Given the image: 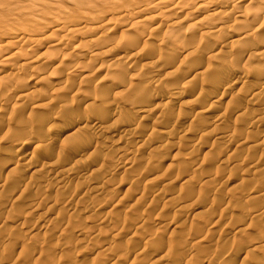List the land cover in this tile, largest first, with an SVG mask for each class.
<instances>
[{
    "label": "rangeland",
    "instance_id": "1",
    "mask_svg": "<svg viewBox=\"0 0 264 264\" xmlns=\"http://www.w3.org/2000/svg\"><path fill=\"white\" fill-rule=\"evenodd\" d=\"M20 1L0 0V22L11 23L15 21L14 19L18 11H21L26 6L34 5V9L41 15L40 17H46V14L53 17L55 15L57 16V13H61V18L63 19L61 21L63 23L74 22L82 13H87L86 15L89 16L92 15L93 19L94 17L96 18L93 21L94 25L88 22L87 26L89 30L92 28L93 32L96 30L97 33L101 32V29L99 30L97 26H99V23L101 24L100 26L103 25V21L107 17L105 14H108L115 8L119 9L125 4V0H92L93 2L91 0H78L79 2L77 0ZM38 1L41 3L39 4ZM81 1H86L91 7L89 5L87 6V4L82 5ZM51 5L52 7H49ZM10 6L14 9L16 7V9L11 15H8L6 12L8 8H11ZM184 6L182 11L171 15L169 18L175 19L179 17L180 19L182 17L184 19L186 18L185 20L189 22L197 21L201 18L200 20H204L205 22H213V18L206 16L207 14L210 15V11L191 13L192 5L186 4ZM102 11L105 17L101 15ZM152 12L149 11L142 15L141 18L146 20L151 18V16L155 15ZM67 14L69 15L68 17ZM98 17L103 18L99 19ZM92 18L91 20H93ZM19 20L22 21L23 18H19L17 21L19 22ZM128 24V21L121 22L116 26V29L114 27L110 34L113 39L128 38L127 36L129 35L131 40V35L132 38L134 37L132 32L125 30ZM160 28L153 33L156 34L153 36L155 37L154 40L151 39L150 41H144V44H140V46H144L145 49L147 48L146 50L149 48V50L144 52V57H139L140 59H136V62L132 61L133 63H131L133 65L131 63L127 64L128 60L126 58L125 60L123 58V60H117L115 62L112 61L110 56L96 61H90L85 57L87 52H83V55L78 58V69L72 73L74 74L73 77L69 76L70 78L67 81L70 80L68 82L71 83V86H74V88L72 87L73 89L79 86L81 88L79 90L80 93L76 95L71 93V91L61 92L58 97H60L61 101L65 98L62 106H60L61 109H58L60 113H57V115H61L57 116V120H53L54 125L57 126L61 125L66 118L67 120L79 118L78 120L81 122L91 120V117L96 118L95 123L98 127L96 125L95 128H86L85 126L87 124H85L77 128L80 129L79 132H76L72 137L75 139H72L73 141H76V138H78L76 143L65 135L62 138L63 135L57 136L55 131H46L47 126L45 127L43 125V127L39 124L40 120H43L46 117L45 115L48 114L50 108L49 101L56 97V93L48 90V85L61 78V74H54L50 70L52 67L49 68L47 66L48 68L45 70V74L43 73L45 82L42 81L37 87L31 89L43 91L41 92L42 97L38 96L35 98V100L40 99L39 102L38 100L35 101L36 106L31 108L28 105L21 113L13 115L14 117H8L6 115L8 111L0 114V185L3 182H7L9 178L16 180L17 184L20 182L18 186L9 184L10 186H5V189H0V225L3 224L2 226L4 228L2 231L3 228L0 226V264H72L74 262L76 264H169L174 259H176L175 264H183L186 258L182 253L186 249L199 251L200 258L196 261L191 260L193 263L186 260L189 264L190 262L191 264H258L257 260L261 259L262 256L264 257V247L254 251L248 250L254 244V241L264 240V210L262 209L264 208V90L263 95L254 96L251 99V94L248 93L256 87L264 86V80L261 79L262 76L256 75L258 73L255 71L257 70L255 68H264V58H252L253 60L248 59L243 60L244 62L241 61L239 64L236 63L238 65L236 67L233 66V68L236 71L241 70L240 72L238 71V74H244L240 79L241 81L239 80L237 85L231 87V90L228 91L229 93L226 92V95L221 96L222 99L219 101V107L217 106L212 112L198 115L197 111L203 108L204 104H201L199 99L196 98V92L203 86H211V82L217 77V74L220 71L228 69L226 67L227 65L222 59L218 62L205 56L197 55L192 66L188 68L181 67L177 75L166 76L164 71L152 69L153 67L151 68L150 63L157 54V50L159 49L158 53H160L163 49L156 45L164 30L163 26ZM51 34L52 36H50ZM263 35L262 32L260 35V38H263L261 42H264ZM48 36L50 38L55 36L52 29H47V31L42 32L43 38H48ZM220 41H222V47H218V50L221 48V56L226 60L228 58L227 55L236 49L235 47L232 48L234 38H231V35L227 34L225 30L221 35ZM77 42L73 41L68 45L69 47L67 46L64 49L65 51L63 50V53L61 52L59 58L52 59L50 65L54 61L61 60V56L66 58V56H71L72 54L73 57L75 52L72 53L71 46ZM250 42L252 41L250 40ZM112 47L110 45L107 49L110 51ZM163 51L169 52L170 50L163 49ZM42 52L44 50L34 49L30 58L33 59L37 57V54L39 55ZM87 54L90 53L88 52ZM19 63L15 62V65L13 64L11 67L6 68L4 73L10 75L12 72L13 74L14 69L17 68ZM111 63L112 65L114 63V65H120L119 67L122 66L125 68L123 69V71H127L125 77L108 72L106 67L107 65H111ZM224 65L226 66L224 67ZM31 67H35V65ZM206 67L209 68L206 71L207 74H205L206 72L204 70ZM138 72H145L149 77L142 80L139 77L140 75L137 74ZM85 75H90L89 80H86L88 77ZM115 77H117V80L121 78V83L119 80H114ZM260 81L263 83L261 84ZM29 82L32 84L31 81ZM125 82H131L132 85L135 84V90L138 91L136 101L125 89L126 87L123 86ZM183 82L187 83L191 92L185 98L180 97L178 93L172 100L167 101L166 103L169 106H167V110L161 112L163 115L161 113L156 115L159 112L153 111L149 117L144 116V120H141L138 116H143V114L137 115L129 108V105L135 101L138 103V106L141 102L142 104L140 105H143L149 111L154 103L151 104L150 99H146V97L149 98L151 94L153 96L158 95V93L159 95L163 94L166 88L172 83L182 90L183 86L181 84ZM178 85L181 86L178 87ZM185 88L187 89V87ZM204 89L207 88L205 87ZM103 93L104 97L102 96ZM97 97L99 99L101 98V101L103 100L102 98L104 100L102 102H95L93 99H97ZM81 101H85L87 104L77 105V102L80 103ZM252 101L258 103V106L261 105V108L258 106L257 108L253 107L252 104L254 102ZM190 102L195 103L196 106L199 103L201 107L199 105L200 108L198 106L194 107ZM99 103L102 105H99ZM110 103L116 104L120 108V113L116 114L109 111ZM181 103L183 105H180ZM252 107L256 111L251 109ZM3 108V111H5L9 106ZM147 110L145 111L147 112ZM257 110L259 111L257 112ZM105 111L109 112L106 113ZM254 112L255 115L253 114ZM131 116L135 120H133L134 124L140 123L138 124L140 128H138V133L133 137V140L131 139V141L129 140L130 142L127 141L125 143L121 138L129 131L127 130L129 125L127 124V118ZM258 119L263 122L259 123ZM16 120L17 122H15ZM252 121H254L253 123L256 121L257 124L255 123L254 125ZM24 122L30 124L29 129H24L20 125ZM91 122L94 121L91 120ZM251 123L252 125H250ZM6 130L9 136L7 132V135L4 134ZM231 130L238 132L236 138L230 135ZM22 132L29 133L28 135H32L35 139L39 136L38 139H41L38 142L27 143L26 147H24V150L28 153L27 157L30 159H28L29 163L27 162L26 164L29 165L26 166L28 169L24 170L22 166H18L19 163L13 160L14 158H11V160L7 156L8 154L14 153L16 146L22 144ZM3 134L6 136H3ZM184 137H186V142L183 139ZM47 139L52 141V146H49L50 148L48 147L42 152L37 147ZM60 140H62V143ZM84 140L88 143V148L86 149H82L81 143ZM78 141L81 143H77ZM258 142L260 144L263 143L259 145ZM75 144L78 145L79 149ZM123 146H126V148L124 147V149ZM115 147L119 148L118 152ZM120 147L125 151H122ZM78 152L80 154L78 155L79 157H74V154ZM188 156L192 160L191 162L187 159L189 158ZM27 157L22 160V163H26ZM185 158L189 160L187 163H185L186 161L184 162ZM56 160L59 162L56 163ZM45 162L51 165L54 164V166L58 164V166H55V169L54 166L51 168V165L48 166L47 164V167L44 165ZM41 163L43 164L41 165ZM32 164H35V169L34 167L33 169H29ZM113 165L116 166L113 167ZM63 169L67 171L66 174L68 176L64 172L62 176L60 175ZM255 169L258 171H255ZM52 170L54 172L56 171L60 178ZM49 178L50 180H48ZM104 178H106V181ZM98 179L100 182L102 180V187L100 186V182L97 181ZM45 180L48 181L47 185L54 181L55 184L58 182L59 184H56L57 187H54L55 184L53 183L49 185L52 187L44 186L46 183ZM170 181H172V184L169 185L171 187L166 186ZM243 181H246L244 185L242 183ZM94 185L96 186V190L91 192L92 189L90 188L91 190H89V187ZM238 185L241 186L239 187ZM164 186H166V189ZM46 187L47 189H45ZM197 191L200 193L197 194ZM249 191L250 194L248 193ZM40 192L41 194H39ZM248 196L250 198L256 196L257 199L255 201H251L250 199L248 202ZM23 197L32 200L36 199L35 202L41 201L43 203L40 206H38L39 203H35L40 208L36 209L38 211L36 214H30V210V215L26 212L30 205L25 203L26 198ZM39 197L41 200H39ZM259 198L262 200L260 204L257 203L258 201L261 202ZM62 204H66L63 207V211L61 209ZM19 207L25 209L23 211L24 214L22 212L23 209L21 210ZM18 208L20 212H17ZM253 208H256L255 212L258 214L254 213V211L251 212ZM257 208H260V210L257 211ZM25 212L27 213L26 215ZM38 213L44 215L41 214L39 219ZM16 214L19 217L14 218ZM18 214L23 215L22 217L24 219L22 218L21 220ZM90 214H92L91 218H89ZM242 215H245V218ZM241 218L243 222H241ZM103 220H106L105 223ZM22 221L26 224H23ZM99 221H103L104 224L108 225L102 229L104 224L102 223V225ZM21 223L23 224L22 230H16L15 228L18 227V224L22 225ZM143 223L146 226H143ZM140 225L144 229L140 228ZM243 226L247 227L245 228ZM99 227L102 229L101 231ZM22 232L24 233L22 234ZM35 234L37 236H35L37 242L34 238ZM141 236L143 237L142 239ZM45 237L46 239H44ZM88 237L91 238V241H89L90 239ZM31 238L32 240L34 239V242H30ZM76 240H80V245L79 243L75 245ZM43 244L44 248L41 246ZM49 244L52 248L48 246ZM7 245L9 246L8 251L5 250L7 248L5 246ZM154 247H157V251L153 253ZM105 248H108L107 252H104ZM240 250H242V255L236 254ZM137 251L142 256L138 258L139 260H134L133 256ZM243 252H247L246 255ZM38 253L39 257L35 258Z\"/></svg>",
    "mask_w": 264,
    "mask_h": 264
},
{
    "label": "bare ground",
    "instance_id": "2",
    "mask_svg": "<svg viewBox=\"0 0 264 264\" xmlns=\"http://www.w3.org/2000/svg\"><path fill=\"white\" fill-rule=\"evenodd\" d=\"M20 1V0H19ZM44 1V0H43ZM78 1V0H77ZM87 1V0H86ZM86 1H81L82 5L87 4ZM92 1V0H91ZM107 1V0H106ZM111 1V0H110ZM109 1V2H110ZM115 1V0H114ZM124 1V0H122ZM121 1V2H122ZM21 2V1H20ZM29 2V1H27ZM79 2V1H78ZM77 2V3H78ZM93 2V1H92ZM91 2V3H92ZM113 2V1H112ZM120 2V1H119ZM18 3V2H17ZM22 3V2H21ZM31 3V2H30ZM39 3V1H38ZM41 3V2H40ZM39 3V4H40ZM47 3V2H46ZM114 3V2H113ZM26 4V3H25ZM29 5V3H27ZM44 4V2H43ZM186 4H191L192 8H191V13H198L201 11H210V15H205L211 18H213V22L209 23V22H205L204 20H195V21H186L184 18L179 17L178 18H169L171 17V15H174L176 13H179L180 11H182L184 9V5ZM23 5V4H22ZM21 5V6H22ZM89 4H87L88 6ZM121 5V3H120ZM34 6V5H33ZM33 6H26L24 7L23 5V9L21 11H18V14L15 17V21L11 22V23H4V22H0V114L8 111V117H11L17 113H21L23 110H25L27 108V106L29 105V107H34L36 106V102L38 99L35 100V98L42 97L41 92L43 91H36V90H31L33 87H37L40 83L45 82L44 81V76L43 73L45 72V70L48 68L47 66L52 67L50 70L56 74L59 73L61 74V78H59L56 82L51 83L49 81L48 85V90H52L54 93H56V97L51 99L49 101V111L48 114L45 115L46 117L43 120H40V125H45V127L47 126L46 131H55L56 135H63L62 138H64L65 136L68 138H72L73 135L76 132H79L80 129H77L85 124H87V126H85L86 128H95L96 127V123L95 121L97 120L96 118H92L91 120H93L94 122H91V120H84V121H80L77 119H73L72 120H66L63 121L61 123V125H54L53 120H57V116L61 115L57 113L58 109L62 106L63 104V99L62 101L60 100V97H58V95L61 92H70L73 94L78 95L80 92L79 90L81 89L79 86L75 89L74 86H71V83H69L67 79L70 78L69 76H72L74 74H72L73 72H76V70L78 69V58H80V56H82L83 52H89L90 54L86 53V56L88 60L93 61V60H99L102 59L103 57H108L110 56L112 61H117V60H125V58L128 60L127 64L133 62H136L139 57H144V52H147L149 50H146L144 48V46H140V44H144V41H150L151 39L154 40L156 34V31L159 30V28L161 26H163V32H162V36L160 38V40L158 41V46L162 47L163 49H168L170 50L169 52L166 51H162L160 53H158L159 49L157 50V54L154 56L152 62L150 63V66L152 69L156 70V71H164L165 75L167 76H171V75H177V73L180 71L181 67L184 68H188L191 67L196 56L197 55H201V56H205L209 59H212L213 61H218L219 60H223L225 62L224 67L226 66L228 69L225 71H220L217 74V77L215 79L212 80L211 82V86H203L204 88L206 87L207 89H204L203 87H201L200 89H198V91L196 92V98L199 99L201 104H204L203 108L199 109L197 111L198 115L201 114H206L209 112H212L215 108H217V106L219 107L220 103V99L222 95H226L225 93L231 90V87H233L234 85L238 84V81L244 76V74L242 75V73L238 74V71L235 70V68H233V66H237L241 61L243 60H250L252 58L255 59H263L264 58V42H261L260 35L263 32L264 34V0H125V4L123 6H121V8L119 9H114L112 11H110L108 14H105L107 17L105 19V21H103V28H101L102 26H100L101 24L97 23L99 26H97L99 28L98 31L100 33H97V31L95 30L93 32L92 28L89 30L87 23L89 22L90 24H93L94 19L96 20V18L94 17V19L92 18V15H86V14H80V16L74 21V22H68V23H63L61 21V13H57V16H53L51 17L49 14H46V17H40L41 15H39L36 11V9H34ZM91 7V5H89ZM104 6V5H103ZM107 6V5H106ZM11 8L7 9V14L11 15L15 9L12 8V6H10ZM49 7H52L49 6ZM56 7V6H54ZM53 7V8H54ZM110 7V5H109ZM113 7V6H112ZM21 9V8H20ZM57 9V7L55 8ZM80 9V8H79ZM91 11V10H90ZM93 11V10H92ZM149 11H153L152 13H154L155 15L151 16V18L149 19H142V15L148 13ZM59 12V11H58ZM61 12V11H60ZM78 12V11H77ZM5 13V14H6ZM98 13V12H97ZM107 13V12H106ZM55 14V13H52ZM64 14V13H62ZM96 14V13H94ZM66 15V13H65ZM103 15V11L102 14ZM69 15L67 14V17ZM72 17V15H70ZM77 16V15H76ZM104 16V15H103ZM11 17V16H10ZM64 17V16H62ZM105 17V16H104ZM187 17V16H185ZM19 18H23L22 21L19 20V22L17 21ZM91 18L93 20H91ZM99 19H102L103 17H98ZM169 18V19H168ZM207 18V17H206ZM210 18V19H211ZM10 19V18H9ZM11 20V19H10ZM63 20V19H62ZM92 22H91V21ZM207 20V19H206ZM1 21V19H0ZM73 21V20H72ZM128 21V25L125 28V30H129V32H132L133 34V38L131 35V40H130V36L126 34V37H122V38H116L113 39V37L110 35L111 31L113 30V28L118 24H120L121 22H127ZM17 22V23H16ZM96 23V22H94ZM113 23V24H112ZM94 25V24H93ZM47 29H52L53 33H54V37H49L48 38H43L42 37V32L43 31H47ZM96 29V28H94ZM161 29V28H160ZM92 30V31H91ZM103 30V31H102ZM227 31V34L231 35V38H234V41L232 42V48L235 47L236 49L230 50V54L227 55L228 58L226 60L223 59L221 48L220 50H218V47H222V41L221 40V35L224 31ZM262 31L260 34L259 32ZM93 34H92V33ZM123 32V30H122ZM91 33V34H90ZM124 33H128V32H124ZM52 36V34L50 35ZM125 36V34H124ZM264 36V35H263ZM153 37V38H151ZM250 40L252 42H250ZM73 41H78L76 44H74L73 46H71V50L73 51L72 53H74V56L67 55L66 58L70 57L69 59L67 58V60H65L66 58L61 56V60L59 61H54L52 65H50V62L52 61V59L54 58H59L61 52L68 46L70 45ZM156 42V41H155ZM148 43V42H147ZM146 44V42H145ZM110 45H112V49L109 51V49H107ZM155 45V46H156ZM69 47V46H68ZM144 49H143V48ZM147 47V46H146ZM150 47V46H149ZM34 49H40V50H44V52L40 53L39 55L37 54V57H34L33 59H31L30 57L32 56ZM161 49V48H160ZM146 50V51H145ZM65 51V50H64ZM36 53V52H35ZM38 53V52H37ZM63 53V52H62ZM70 53V52H69ZM221 53V54H220ZM146 54V53H145ZM36 56V55H35ZM65 56V55H64ZM226 56V57H227ZM64 58V59H63ZM31 59V60H29ZM140 59V58H139ZM135 60V61H134ZM253 60V59H252ZM118 61V62H119ZM222 61V62H223ZM19 63L17 65V68L14 69V72L12 74V72L10 73V75H6L4 73V70L8 67H11L14 63ZM37 62V63H36ZM65 62V63H64ZM132 62V63H133ZM223 62V63H224ZM244 62V61H243ZM131 63V64H132ZM199 63V62H198ZM236 63H238L236 65ZM250 64V63H249ZM253 64V62H252ZM15 65V64H14ZM32 65H35V67H31ZM80 65V64H79ZM107 65V64H106ZM133 65V64H132ZM221 65V64H219ZM86 66V65H85ZM89 66V65H88ZM120 66V65H119ZM117 65H107L106 69L108 72H112L113 74L117 75V76H123L125 77V74H127L126 70L123 71L122 66L119 67ZM130 67V66H129ZM258 67V66H257ZM128 68V67H127ZM254 68V67H253ZM226 69V68H225ZM238 69V68H237ZM258 70H255L256 75H261V79L264 80V68H255ZM205 72L209 70L208 67L204 68ZM139 71V70H138ZM241 71V70H240ZM239 71V72H240ZM251 72H253L251 70ZM51 73V72H49ZM263 73V75H262ZM45 74V73H44ZM52 74V73H51ZM72 74V75H71ZM138 75H140L139 77H141V79L145 80L147 79L149 76L148 74L144 73H137ZM204 74V72H203ZM207 74V72L205 73ZM254 74V73H252ZM48 75V74H47ZM114 75V76H115ZM129 75V74H128ZM137 75V76H138ZM196 75V74H195ZM50 76V75H49ZM53 76V75H52ZM88 78L86 80H89L90 75H85ZM131 76V75H130ZM135 76V75H134ZM185 76V75H184ZM200 76V75H199ZM93 77V76H92ZM133 77V76H131ZM174 77V76H173ZM51 78V77H50ZM49 78V79H50ZM117 77L114 78V80ZM129 78V77H128ZM134 78V77H133ZM181 78V77H180ZM187 78V77H186ZM260 78V77H259ZM26 79V81L24 82V80ZM34 79V81L32 82V80ZM52 79V78H51ZM125 79V78H124ZM123 79V80H124ZM139 79V78H138ZM169 79V78H167ZM183 79V78H182ZM181 79V80H182ZM261 79H257V80H261ZM113 80V81H114ZM119 80V78H118ZM117 80V81H118ZM121 80V78H120ZM119 80V81H120ZM130 80V79H129ZM128 80V81H129ZM192 80V79H191ZM31 81L32 84L29 82ZM55 81V80H54ZM83 81V80H82ZM125 81V80H124ZM179 81V80H178ZM185 81V80H184ZM187 81V80H186ZM211 81V80H210ZM241 81V80H240ZM53 82V81H52ZM90 82V81H89ZM115 82V81H114ZM182 82V81H181ZM121 83V81H120ZM126 83V84H125ZM123 86H125L126 90L129 92L130 96L132 98H135V101L138 97V91L135 90V84L132 85L131 82H125ZM260 83L262 84L263 82L260 81ZM31 84V85H30ZM79 84V83H78ZM82 84V83H81ZM80 84V85H81ZM86 84V82H85ZM114 84V83H113ZM179 84V83H178ZM189 84V83H188ZM264 84V83H263ZM115 85V84H114ZM113 85V86H114ZM141 85V84H140ZM172 85V86H171ZM170 86H168L166 88V90L163 92V94L158 93V95L153 96L151 94V96L146 97V99H150L151 104L153 106L148 109H150L149 111L147 109L144 108L143 105L140 101L139 106L137 105L138 103H136L134 101V103H131L129 105V108L131 110H133V112L137 115L143 114V116H138L139 119L144 120L143 118H145L146 116H150L151 113L153 111L155 112H159L156 115H159L162 111H165L168 109L167 106H169L166 102L169 100H172L174 96H176L178 93L180 95V97H184L187 96L188 93L191 92V90L188 88L187 83L183 82L181 85V88H177L176 86L173 85V83ZM181 85H178L181 86ZM201 85V84H200ZM260 85V84H259ZM86 86V85H85ZM119 86V85H118ZM73 87V88H72ZM120 87V86H119ZM187 87V89L185 88ZM200 87V86H199ZM117 88V87H116ZM185 88V89H184ZM36 89V88H35ZM40 89V88H38ZM47 89V88H46ZM47 90V91H48ZM185 90V91H183ZM263 90H264V86L261 85L259 87H256L254 89H252L250 92H248L249 94H251L250 99L254 96H258L261 94L263 95ZM51 91V92H52ZM119 91V90H118ZM126 91V93H127ZM242 91V90H241ZM49 92V91H48ZM50 93V92H49ZM115 93V92H114ZM123 93V92H122ZM229 93V92H228ZM48 94V93H47ZM245 94V93H244ZM49 95V94H48ZM101 95V94H100ZM162 95V96H161ZM228 95V94H227ZM60 96V95H59ZM98 96V95H97ZM104 97V93L102 95ZM101 96V97H102ZM128 96V95H127ZM46 97V94H45ZM44 97V98H45ZM50 97V96H49ZM47 97V98H49ZM58 97V98H57ZM96 97V96H95ZM223 97V96H222ZM43 98V99H44ZM51 98V97H50ZM195 98V97H194ZM192 98V99H194ZM75 99V98H74ZM101 99V98H100ZM98 97L97 99H93L95 102H100V100ZM104 100V98H102ZM139 100H141L140 98H138ZM191 99V101H193ZM258 100V98H256ZM262 99V98H261ZM86 100V99H85ZM102 100V101H103ZM40 101V99L38 100V102ZM67 101V100H66ZM69 101V100H68ZM101 101V102H102ZM145 101V99H144ZM222 101V100H221ZM256 101V100H254ZM252 101V102H254ZM189 102V100H188ZM85 101H81L80 103L77 102V105H82L84 104ZM186 103V101H185ZM191 103V102H190ZM188 103V104H190ZM197 103V100H196ZM87 104V103H85ZM101 103H99L100 105ZM106 104V103H105ZM104 104V106H105ZM187 104V103H186ZM194 105V107L196 106L195 103H191ZM190 104V105H191ZM201 104H197V106L201 105ZM42 105V104H41ZM48 105V104H46ZM66 105V104H65ZM76 105V103H75ZM91 105V104H90ZM97 105V106H99ZM102 105V104H101ZM180 105H183L182 103ZM253 107L258 106V103H253L252 104ZM260 105V104H259ZM6 108L5 111H3V107H8ZM68 106V105H66ZM110 108L109 111H111L112 113H120V108L116 105V104H111L110 103ZM196 106V107H197ZM198 106V107H199ZM207 106V107H205ZM261 106V105H260ZM258 106V107H260ZM38 107V106H37ZM77 107V106H76ZM100 107V106H99ZM201 107V106H200ZM199 107V108H200ZM251 108L254 110V108ZM45 108V107H44ZM69 109H71L70 107H68ZM83 108V107H82ZM261 108V107H260ZM43 109V108H42ZM98 109V108H97ZM101 109V108H100ZM104 109V108H103ZM239 109V108H238ZM245 109V108H244ZM264 109V108H263ZM86 110V109H85ZM107 110V109H106ZM147 110V112L145 111ZM260 110V109H259ZM257 110V112L259 111ZM107 111V112H109ZM145 111V112H144ZM256 111V110H254ZM261 111V110H260ZM264 111V110H263ZM106 112V111H105ZM104 112V113H105ZM106 112V113H107ZM242 112V111H241ZM253 112V111H252ZM100 113V112H99ZM103 113V112H102ZM103 113V114H104ZM105 113V114H106ZM162 114V113H161ZM229 114V113H228ZM255 115V112L253 113ZM30 115V114H29ZM32 115V114H31ZM44 115V114H43ZM95 115V114H94ZM163 115V114H162ZM258 115V114H257ZM72 116V115H70ZM145 116V117H144ZM161 116V115H160ZM221 116V115H220ZM219 116V117H220ZM240 116V114H239ZM8 117H6L8 119ZM14 117V116H13ZM88 117V116H87ZM86 117V119H87ZM147 117V118H148ZM198 117V116H197ZM196 117V118H197ZM223 117V116H222ZM5 118V119H6ZM70 118V117H69ZM60 119V118H59ZM125 119V118H124ZM32 120V119H31ZM63 120V119H62ZM128 122V129L129 131H127V133L121 138L123 140V142L125 141V143L130 142L131 139L133 140V137L136 135V133H138V128H140V126L137 124L133 123L134 118L131 116L130 118H127ZM7 121V120H6ZM135 121V120H134ZM191 121V120H190ZM216 121V120H215ZM259 123L261 122L258 119ZM17 122V120L15 121ZM158 122V121H157ZM254 121H252L253 123ZM263 122V121H262ZM261 122V123H262ZM35 123V122H34ZM37 123V122H36ZM82 123V125L79 126V124ZM94 123V124H93ZM252 123L250 125H252ZM256 123V121H255ZM255 123H253L255 125ZM264 123V122H263ZM91 124V125H89ZM200 124V123H199ZM257 124V123H256ZM1 125V123H0ZM20 125H22V127L24 129L26 128H30V124L24 122L21 123ZM33 125V124H32ZM123 125V124H122ZM203 125V124H202ZM260 125V124H259ZM44 127V126H43ZM98 127V125H97ZM82 129V128H81ZM85 130V129H84ZM97 130V129H96ZM101 130V129H100ZM191 130V129H190ZM30 131V130H29ZM28 131V132H29ZM98 131V130H97ZM7 130L5 131L4 134H6ZM11 132V131H10ZM27 132V131H26ZM85 132V131H84ZM99 132V131H98ZM189 132V131H188ZM187 132V133H188ZM8 133V132H7ZM185 133V134H187ZM3 136H6L4 135ZM29 133H24L22 132V144L23 146H16L14 153L8 154V158L9 159H13L16 160L19 164L18 166H22L23 170L24 169H28L29 165H26L27 162L29 163V157L28 153L24 150V147H26V144H30V143H34V142H38V140L41 139H35L32 135H28ZM34 134V133H33ZM250 134V133H249ZM12 135V134H11ZM65 135V136H64ZM189 135V134H188ZM233 136V138L238 136V132L236 131H232L231 130V134ZM9 136V133H8ZM76 136V135H75ZM80 137V136H79ZM84 137V136H83ZM188 137V136H186ZM186 137H184L183 139H185ZM205 137V136H204ZM61 138V137H59ZM76 138V137H75ZM81 138V137H80ZM90 138V137H89ZM88 138V139H89ZM221 138V137H220ZM231 138V137H230ZM3 139V138H2ZM15 139V138H14ZM51 139V138H50ZM78 138H76L77 141ZM58 140V139H57ZM75 140V139H74ZM87 140V138H86ZM86 140H84L83 143L81 142H77V143H81L82 144V149H86L88 148V143L86 142ZM91 140V139H90ZM130 140V141H129ZM247 140V139H246ZM55 141V140H53ZM59 141V140H58ZM62 140H60L61 142ZM65 141V139H64ZM73 141V140H72ZM76 141H73L76 143ZM83 141V140H82ZM92 141V140H91ZM188 141V140H187ZM202 141V140H201ZM240 141V140H239ZM41 142V141H40ZM51 140L47 139L45 140V142L39 144L37 148H40V151H45L46 148H48L51 145ZM59 142V143H60ZM68 142V141H67ZM71 142V143H73ZM133 142V141H132ZM186 142V139H185ZM197 142V141H196ZM196 142H194L196 144ZM244 142V141H243ZM18 143V144H19ZM58 143V144H59ZM62 143V142H61ZM199 143V142H197ZM241 143V142H239ZM259 143V142H258ZM263 143V142H262ZM262 143L259 145H262ZM37 144V143H36ZM33 144V145H36ZM142 144V143H141ZM214 144V143H213ZM238 144V143H237ZM17 145V144H16ZM77 145V144H75ZM115 145V144H114ZM113 145V146H114ZM124 145V144H122ZM129 145V144H128ZM131 145V144H130ZM166 145V144H165ZM257 145V144H256ZM37 146V145H36ZM35 146V147H36ZM117 146V145H116ZM127 146V145H126ZM126 146H123V148ZM142 146V145H141ZM199 146V145H198ZM251 146V145H250ZM78 147V145H77ZM257 147V146H256ZM261 147V146H259ZM50 148V147H49ZM116 151L118 152L119 148L115 147ZM121 148V147H120ZM124 148V149H125ZM185 148V147H184ZM201 148V147H200ZM79 149V147H78ZM251 149V148H250ZM36 150V149H35ZM122 150V148H121ZM37 151V150H36ZM125 151V150H122ZM186 151V150H185ZM251 151V150H250ZM106 153V152H105ZM115 153V152H114ZM120 153V152H119ZM73 155V154H72ZM79 154L76 153L74 154V157H77ZM95 155V154H94ZM108 155V154H107ZM189 155V154H188ZM49 156V155H48ZM26 159V163H22L25 158ZM31 157V155H30ZM73 157V156H72ZM73 157V158H74ZM79 157V156H78ZM103 157V156H102ZM189 157V156H188ZM11 159V160H12ZM29 159V160H28ZM79 159V158H78ZM106 159V158H105ZM150 159V158H149ZM190 160V157L187 158ZM189 160H184L185 163H187V161ZM57 161V160H56ZM74 161V160H73ZM77 161V159H76ZM192 160H190L191 162ZM7 162V161H6ZM13 162V161H12ZM59 161H57L56 163H58ZM33 163V162H32ZM36 163V162H34ZM39 163V162H38ZM50 163V162H49ZM223 163V162H222ZM43 163H41L42 165ZM48 163L45 162L44 165L47 166ZM35 164H32L29 169H35ZM37 165V164H36ZM43 165V166H44ZM51 164H48V166ZM40 166V163H39ZM47 166V167H48ZM54 166V164H52L50 167L52 168ZM55 166H58V164H56ZM54 166V167H55ZM116 166V165H115ZM113 165V167H115ZM184 166V165H183ZM5 167V166H4ZM15 167V166H14ZM174 167V165H173ZM177 167V166H176ZM201 167V166H200ZM235 167V166H234ZM41 168V167H40ZM39 168V169H40ZM126 168V167H125ZM256 168V167H255ZM45 169V168H44ZM56 169V167H55ZM54 169V170H55ZM116 169V168H115ZM216 169V168H215ZM22 170V169H21ZM41 170V169H40ZM39 170V171H40ZM54 170H52L54 172ZM62 170V169H61ZM60 170V171H61ZM72 170V169H71ZM245 170V169H244ZM16 171V170H15ZM14 172V174H16ZM20 171V170H19ZM47 171V170H46ZM59 171V170H58ZM255 171H258L255 169ZM63 172L66 174L67 171H65V169H63V171H61V176L63 175ZM254 172V171H253ZM54 173H57L56 171ZM132 173V172H131ZM2 174V173H1ZM20 174V173H19ZM69 174V172H68ZM196 174V173H195ZM202 174V173H201ZM17 175V174H16ZM58 175V173H57ZM242 175V174H241ZM2 176V175H1ZM66 176H68L66 174ZM216 176V175H215ZM11 177V176H10ZM59 177V175H58ZM65 177V176H64ZM102 177V176H101ZM39 178V177H38ZM60 178V177H59ZM63 178V177H62ZM53 179V178H51ZM106 178H104L105 180ZM38 180V179H37ZM47 180V179H46ZM45 180V181H46ZM50 180V178L48 179ZM103 180V181H104ZM253 180V179H252ZM35 181V180H34ZM96 181V180H94ZM93 181V182H94ZM99 181V179L97 180ZM96 181V182H97ZM106 181V180H105ZM104 181V182H105ZM2 182V181H1ZM55 182V181H54ZM54 182H51L47 185L48 181H46L44 186H49L50 184H55ZM93 182H91L93 184ZM95 182V183H96ZM100 182V181H99ZM243 181V185H244ZM20 183V182H19ZM18 183V184H19ZM102 180L100 182V186H101ZM254 183V182H253ZM9 184L11 185H15L18 186L16 180H14L13 178H9L7 182H3L2 185H0V189L4 188L5 186H8ZM56 184H59L56 183ZM55 184L54 187H57ZM90 184V183H88ZM87 184V185H88ZM103 184V183H102ZM105 184V183H104ZM170 184H172V181L168 182L166 184V186H169ZM241 184V183H240ZM43 185V184H42ZM41 185V186H42ZM10 186V185H9ZM14 186V187H15ZM40 186V187H41ZM42 186V187H44ZM89 186V185H88ZM99 186V185H98ZM103 186V185H102ZM101 186V187H102ZM166 186H164V188L166 189ZM218 186V185H217ZM239 186V185H238ZM241 186V185H240ZM239 186V187H240ZM29 187V186H28ZM52 187V186H49ZM171 187V186H169ZM223 187V186H222ZM247 187V186H246ZM252 187V186H251ZM32 188V187H31ZM36 189V187H34ZM92 190H91V189ZM94 188V189H93ZM104 188V187H103ZM168 188V187H167ZM237 188V187H236ZM250 188V187H249ZM5 189V188H4ZM7 189V188H6ZM23 189V188H22ZM38 189V186H37ZM40 189V188H39ZM47 189V187L45 188ZM101 189V188H99ZM233 189V188H232ZM241 189V188H239ZM43 190V189H42ZM89 190L94 191L96 190V186H92L89 187ZM164 190V189H163ZM169 190V189H168ZM234 190V189H233ZM237 190V189H236ZM248 190V189H247ZM250 190V189H249ZM252 190L254 191V189L252 188ZM257 190V189H256ZM167 191V190H166ZM181 191V190H180ZM199 191V190H198ZM197 191V194H199ZM214 191V190H213ZM232 191V190H231ZM230 191V192H231ZM241 191V190H240ZM258 191V190H257ZM3 192V191H2ZM165 192V191H164ZM163 192V193H164ZM233 192V191H232ZM5 193V192H4ZM158 193V192H157ZM166 193V192H165ZM206 193V192H205ZM236 193V192H235ZM246 193V192H245ZM250 194V191L248 192ZM257 193V192H256ZM41 194V192L39 193ZM38 194V195H39ZM176 194V193H175ZM262 194V193H261ZM154 195V194H153ZM163 195V194H162ZM202 195V194H201ZM257 195V194H256ZM260 195V194H259ZM263 195V194H262ZM5 196V195H4ZM31 196V195H30ZM41 196V195H39ZM160 196V195H159ZM164 196V195H163ZM203 196V195H202ZM214 196V195H213ZM235 196V195H234ZM258 196V195H257ZM61 197V196H60ZM249 197V196H248ZM262 197V196H261ZM26 198L25 203L29 204L30 207L28 208V211L26 210V212L29 214H36V212H38L36 209H40L38 206H40V204H43L41 201V203L35 202L36 199L32 200V199H28L27 197H23ZM30 198V197H29ZM34 198V196H33ZM95 198V197H94ZM201 198V197H200ZM217 198V197H216ZM240 198V197H239ZM22 199V198H21ZM63 199V198H62ZM65 199V198H64ZM248 202L252 200H256L257 197L253 196V197H249L248 198ZM16 200V198H15ZM39 200H41V198L39 197ZM145 200V199H144ZM260 200V198H259ZM59 201V200H58ZM216 201V200H215ZM214 201V202H215ZM261 202H257V203H262V200H260ZM56 202V201H55ZM65 202V201H64ZM229 202V201H228ZM35 203H39L38 206L35 205ZM217 203V202H216ZM227 203V202H225ZM56 204V203H55ZM231 204V203H230ZM258 204V205H259ZM19 205V204H18ZM28 205V206H29ZM63 205V204H62ZM221 205V204H220ZM236 205V204H235ZM250 205V204H249ZM257 205V206H258ZM27 206V205H26ZM66 206L63 205L62 206V211H63V207ZM77 206V205H76ZM12 207V206H11ZM21 207V206H20ZM19 207V208H20ZM24 207V206H23ZM230 207V206H229ZM260 207V206H259ZM19 208L17 210V212L19 211ZM27 208V207H26ZM70 208V207H69ZM145 208V207H144ZM147 208V207H146ZM21 209V208H20ZM23 209V208H22ZM21 209V210H22ZM50 209V208H49ZM256 209V208H255ZM253 208L252 211L255 212V210ZM264 210V208H262ZM25 209L22 210V212ZM30 210V212H29ZM68 210V208H67ZM75 210V209H74ZM96 210V209H95ZM249 210V209H248ZM260 210V208H257V211ZM94 211V210H93ZM128 211V210H127ZM209 211V210H208ZM16 212V211H15ZM16 212V213H17ZM21 212V214H22ZM25 212V215L27 214ZM112 212V211H111ZM213 212V211H212ZM249 212V211H248ZM264 212V211H263ZM10 213V212H9ZM44 213V212H43ZM137 213V212H136ZM210 213V212H209ZM24 214V212H23ZM29 214V215H30ZM39 215V219L41 214L38 213ZM206 214V213H205ZM250 214V213H249ZM248 214V215H249ZM258 214V213H257ZM20 215V214H18ZM28 215V216H29ZM44 215V214H42ZM69 215V214H68ZM75 215V212H74ZM73 215V216H74ZM91 215H89V218H91ZM230 215V214H229ZM10 216V215H9ZM23 216V215H22ZM20 215V219L22 220V217ZM58 216V215H57ZM87 216V215H86ZM94 216V214H93ZM212 216V215H211ZM233 216V215H232ZM245 218V215H242ZM254 216L257 217V215L254 214ZM17 218L19 216H14V218ZM46 217V216H45ZM75 217V216H74ZM141 217V216H140ZM242 217V218H243ZM247 217V215H246ZM10 218V217H9ZM113 218V217H112ZM241 218V220H242ZM11 219V218H10ZM24 219V218H23ZM79 219V218H78ZM100 219V218H99ZM103 219V218H102ZM101 219V220H102ZM106 219V218H105ZM142 219V218H141ZM8 220V219H6ZM19 220V219H18ZM42 220V218H41ZM72 220V219H71ZM74 220V219H73ZM92 220V219H91ZM111 220V219H110ZM51 221V220H50ZM95 221V220H94ZM104 221V220H103ZM99 221V223H103ZM106 221V220H105ZM104 221V223H105ZM23 222V221H22ZM52 222V221H51ZM109 222V221H108ZM126 222V221H125ZM184 222V221H182ZM243 222V220L241 221ZM54 223V222H53ZM103 223V224H104ZM22 224V223H21ZM23 224H26L23 222ZM23 224L19 225L18 227H16V230H22L23 228ZM96 224V223H95ZM100 224V225H101ZM102 224V225H103ZM253 224V223H252ZM3 225V224H2ZM0 225V226H2ZM108 225V224H107ZM106 224H104L102 226V229L104 226H107ZM142 225V224H141ZM140 225V226H141ZM85 226V225H84ZM83 226V227H84ZM93 226V225H92ZM98 226V225H97ZM143 226L144 225L143 223ZM15 227V226H14ZM13 227V229H14ZM95 227V226H94ZM101 227V226H100ZM99 227L100 231L102 230ZM245 227V226H243ZM247 227V226H246ZM245 227V228H246ZM3 228V226H2ZM86 228V227H84ZM142 229H144L142 226L140 227ZM14 229V230H15ZM28 229V228H27ZM99 229H97L99 231ZM4 230V228L2 229V231ZM12 230V229H11ZM89 230V228H88ZM92 230V229H91ZM141 230V229H140ZM139 230V231H140ZM7 231H9L7 229ZM13 231V230H12ZM26 231V230H25ZM94 231V230H93ZM150 231V230H149ZM236 231V230H235ZM6 232V231H5ZM4 232V233H5ZM28 232V230H27ZM86 232V231H85ZM106 232V231H105ZM143 232V231H140ZM145 232V231H144ZM151 232V231H150ZM264 232V231H263ZM17 233V231H16ZM14 233V234H16ZM24 232H22L23 234ZM36 233V232H35ZM63 233V232H62ZM84 233V231H83ZM153 233V232H151ZM185 233V232H184ZM13 234V235H14ZM21 234V232H20ZM19 234V235H20ZM44 234V233H43ZM94 234V233H93ZM8 235V234H7ZM6 235V236H7ZM18 235V236H19ZM86 235V234H85ZM89 235V234H88ZM92 235V234H91ZM93 238V236H91ZM134 235V234H133ZM187 235V234H186ZM1 236V235H0ZM15 236V235H14ZM22 236V235H21ZM30 236V235H29ZM28 236V237H29ZM36 234L34 235L35 238ZM106 236V235H105ZM137 236V235H136ZM20 237V236H19ZM27 237V238H28ZM31 237V236H30ZM37 237V236H36ZM40 237V236H39ZM58 237V236H57ZM88 237L91 241V238ZM153 237V236H152ZM143 237L141 236V239ZM37 238H35V241ZM39 239V238H38ZM46 239V237L44 238ZM95 239V238H94ZM116 239V238H113ZM112 239V240H113ZM204 239V238H203ZM28 240V239H27ZM26 240V241H27ZM150 240V239H149ZM257 240V239H255ZM21 241V240H20ZM34 242V239L32 240V238L30 239V242ZM67 241V240H66ZM80 241V240H79ZM78 240L75 241V245H77L79 243ZM29 242V241H28ZM42 242V241H41ZM45 242V241H44ZM8 243V242H7ZM39 243V242H38ZM48 243V242H47ZM177 243V242H176ZM175 243V244H176ZM41 244V243H40ZM39 244V245H40ZM46 244V243H44ZM44 244L41 245L44 248ZM142 244V243H141ZM235 244V243H234ZM4 245V244H3ZM55 245V244H54ZM80 245V243H79ZM169 245V244H168ZM236 245V244H235ZM50 248H52L50 246V244L48 245ZM113 246V245H112ZM156 246V245H155ZM222 246V245H221ZM237 246V245H236ZM7 247V248H6ZM8 245L5 246V250L8 249ZM40 247V246H39ZM46 247V245H45ZM68 247V246H67ZM162 247V246H161ZM264 247V240H260V241H254V244H252L248 250L249 251H254L256 249L262 248ZM79 248V247H78ZM163 248V247H162ZM161 248V249H162ZM177 248V247H176ZM194 248V247H193ZM244 248V247H243ZM85 249V248H84ZM107 249V250H106ZM143 249V248H142ZM160 249V248H158ZM238 249V248H237ZM10 250V249H9ZM48 250V249H47ZM54 250V249H53ZM140 250V249H139ZM138 250V251H139ZM196 250V248H195ZM220 250V249H219ZM229 250V249H228ZM8 251V250H7ZM6 251V252H7ZM104 251V250H103ZM108 248H105L104 252H107ZM137 251V253L134 254L133 259L137 260L138 258H140V253ZM146 251V250H145ZM157 251V247H154L153 249V253ZM242 250L238 251V253L236 254H240ZM247 251V250H246ZM199 251H194V250H190V249H186L185 252H183L182 254H184L183 256L186 258L187 261H191V260H198L200 258L199 256ZM227 252V251H226ZM234 253V251H232ZM235 252H237L235 250ZM144 253V252H143ZM247 252H243L244 255H246ZM262 253V252H261ZM173 254V253H172ZM252 254V253H251ZM19 255V254H18ZM41 255V254H40ZM219 255V254H218ZM236 255V256H238ZM250 255V254H249ZM21 256V255H20ZM182 256V257H183ZM235 256V257H236ZM261 256V255H260ZM39 257V253L37 255L38 258ZM85 257V256H84ZM128 257V256H127ZM181 257V258H182ZM183 257V259H184ZM243 257V256H242ZM19 258V257H18ZM82 258V257H81ZM155 258V257H154ZM165 258V257H164ZM251 258V257H250ZM253 258V255H252ZM41 259V258H40ZM75 259V258H74ZM131 259V258H130ZM142 259V258H141ZM163 259V258H162ZM161 259V260H162ZM166 259V258H165ZM174 259V258H173ZM258 259V258H257ZM37 260V259H36ZM60 260V259H58ZM80 260V259H79ZM104 260V259H103ZM139 260V259H138ZM144 260V259H143ZM148 260V259H147ZM146 260V262H147ZM186 260H184L185 263L189 264V262H186ZM255 260V259H253ZM142 261V260H141ZM157 261V260H156ZM168 261V260H167ZM181 261V260H180ZM211 261V260H210ZM240 261V260H239ZM258 264H264V257L262 256L261 259L257 260ZM136 262V261H134ZM193 263V261H191ZM190 262V264H191ZM201 262V261H200ZM80 263V262H79ZM156 263V262H155ZM176 263V259H174L173 261H171L169 264H175ZM183 263V264H185ZM195 263V262H194ZM72 264H76L75 262ZM166 264V263H165ZM225 264V263H224Z\"/></svg>",
    "mask_w": 264,
    "mask_h": 264
}]
</instances>
